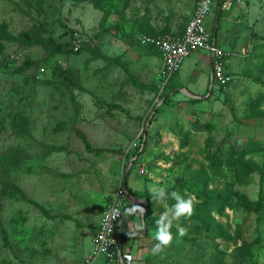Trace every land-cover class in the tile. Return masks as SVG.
Masks as SVG:
<instances>
[{"label":"rangeland","instance_id":"1","mask_svg":"<svg viewBox=\"0 0 264 264\" xmlns=\"http://www.w3.org/2000/svg\"><path fill=\"white\" fill-rule=\"evenodd\" d=\"M196 1L0 0V264L84 263L129 169L135 204L151 207L147 231L139 214L113 229L130 236L132 264H264V0L216 5L205 19L207 31L220 20L231 84L209 90L192 53L161 88L160 57L142 39L180 32ZM72 30L86 48L53 53L48 38L69 43ZM62 68L76 86L58 77ZM200 76L205 90L193 85ZM75 129L102 151L86 149ZM150 185L192 197L193 209L203 193L213 204L203 221L174 222L173 241L155 255L165 203Z\"/></svg>","mask_w":264,"mask_h":264},{"label":"built area","instance_id":"2","mask_svg":"<svg viewBox=\"0 0 264 264\" xmlns=\"http://www.w3.org/2000/svg\"><path fill=\"white\" fill-rule=\"evenodd\" d=\"M243 0H197L191 16L189 17L183 32L180 35H164L160 37H146L142 44L154 47L160 57L162 70L159 78L162 87L169 78L177 73L183 61L192 53H206L210 64V86L214 84L225 86L232 80V76L225 69V52L216 43V38H211V31L205 28V19L211 9L219 5L220 10L229 9L234 3H241ZM75 32L71 39L73 51H78L82 38ZM43 68L40 69L43 72ZM211 88V89H210ZM135 198L128 194L124 186H119L112 195L110 202L103 210L92 238V251L89 257L82 264H91L97 257H103L109 264H132L134 257L130 248L123 245L121 236H115L113 229L115 225L125 217L134 218L142 215L136 211H126L135 204ZM119 209L120 214L115 215L114 210Z\"/></svg>","mask_w":264,"mask_h":264},{"label":"trees","instance_id":"3","mask_svg":"<svg viewBox=\"0 0 264 264\" xmlns=\"http://www.w3.org/2000/svg\"><path fill=\"white\" fill-rule=\"evenodd\" d=\"M92 2L96 1L98 2V0H90ZM219 3L217 5V7H219ZM216 7V8H217ZM221 16V15H220ZM188 21V20H187ZM218 21V22H217ZM219 21L217 17H214V23H212V30H211V38H216L217 40V33L219 31ZM187 23V22H186ZM186 25V24H185ZM185 27V26H184ZM183 27V29H184ZM183 29L180 31V32H177V33H173V34H170V35H180L182 32H183ZM77 32V31H74L72 30L70 32V36H71V39L73 37V34ZM47 43L52 47V52L55 53V54H73V53H79L81 52L83 49L86 48L87 46V43H88V40L87 38L85 37V39H82L81 41V45H80V48L78 49V51H73V47H72V44H71V41L69 43H62V44H57L54 42L53 39L51 38H48V41ZM150 47V49L152 51H156L157 50L148 45ZM158 54V52H157ZM159 55V54H158ZM97 56V55H95ZM101 56V55H99ZM225 59V57H224ZM226 69V68H225ZM58 77H60V79L65 83V84H68V85H74L76 86V80L73 79L69 74L68 72L66 71L65 68H62V69H59L58 70ZM227 71V70H226ZM228 72V71H227ZM230 74V72H228ZM231 75V74H230ZM233 79V78H232ZM232 80L227 83L225 86H217V90H222L224 88H226L229 84H231ZM166 85V84H165ZM215 85V84H214ZM214 87V86H213ZM163 91V90H162ZM169 101V99H166L164 102L167 103ZM150 125V123L147 124L146 126V129L142 132V136H143V141H142V146L145 147L146 143H147V140H148V126ZM193 128H198L200 125L198 124V122L196 121V123H194L193 125ZM74 133L77 134V136L81 139V141L84 143L86 149H88L89 151H92V152H100L102 151V149H99V148H93L91 147L87 141H86V138L84 136L83 133H81L80 131L78 130H74ZM232 157V155L229 156L228 160ZM216 165H219L221 164L220 160L219 159H216L215 161H213ZM133 166V164L131 165ZM130 170V169H129ZM126 171V173L123 175V181L121 182V186H124L127 191H128V194L133 197V198H136V192L133 191L130 187H128V183H127V179H128V176L130 175V171ZM204 179H205V176L202 172L200 173H197V177L195 178V182L197 181V185L199 187L200 190H203L205 188V184H204ZM204 184V185H203ZM203 197H206V200L202 201L198 206H196V209H193V212H192V215L188 218H184L185 221H189V220H199V221H203L205 218V216L207 215L208 213V209L213 205V204H210V201L208 200V196L210 197V195H207L205 193L202 194ZM228 199L225 197V200ZM221 202L223 201V198L221 197L220 198ZM230 200V199H228ZM260 205V203H258ZM140 207L143 208V213H142V223L144 225V229L147 231L149 229V227L151 226V221H150V210H151V207L148 204H146L145 206H142L140 205ZM219 208V207H218ZM205 213V215H204ZM204 215V217H203ZM133 237V236H132ZM131 237V238H132ZM128 238H130V236H128V233H124L122 236H121V241L122 242H125L128 240Z\"/></svg>","mask_w":264,"mask_h":264},{"label":"clouds","instance_id":"4","mask_svg":"<svg viewBox=\"0 0 264 264\" xmlns=\"http://www.w3.org/2000/svg\"><path fill=\"white\" fill-rule=\"evenodd\" d=\"M148 191L151 198L154 201L164 202L165 210L159 215V218L155 221L156 229L152 233V238L156 241L151 248L152 254L161 253L167 246L173 241V233L171 231L174 226V222H177L181 217L188 218L193 212V198H185L180 194V192L175 190H169L167 185L156 186L150 185ZM171 199L174 203L169 206L167 200ZM139 209L143 213V208L140 206H134L131 209H126V211H136ZM115 215H119V209L114 210ZM144 225H139V230L142 232ZM186 229L182 226L177 225V235L184 236Z\"/></svg>","mask_w":264,"mask_h":264},{"label":"crops","instance_id":"5","mask_svg":"<svg viewBox=\"0 0 264 264\" xmlns=\"http://www.w3.org/2000/svg\"><path fill=\"white\" fill-rule=\"evenodd\" d=\"M232 7V6H231ZM230 7V8H231ZM228 9H226V10H221V12H223V11H227ZM225 14V13H224ZM218 34V33H217ZM220 47V46H219ZM196 54H194L195 56H194V58L192 59V62L191 61H189L188 59H187V61L186 62H184L183 61V63H182V66L184 67H189L188 66V63L189 62H191V65H193V64H195V62H197V60L199 59V57L201 56L202 58L201 59H199V60H202V64H203V68H202V72H204V71H207V72H209V75H208V79L210 80V72H211V70H210V64H209V60H208V58H207V55H206V53H202V52H195ZM200 55V56H199ZM190 57V56H189ZM188 57V58H189ZM161 61V60H160ZM201 62V61H200ZM190 65V66H191ZM161 66H162V63H161ZM182 66H181V68L180 69H182ZM193 66H195V65H193ZM184 69V68H183ZM198 81H200V84H198V83H196V82H198ZM205 82H206V79H205V81H201V76L199 77V78H197V80H195L194 81V83H193V85L195 86V85H199L201 88H204V90H205ZM207 87H208V84H207ZM207 87H206V89H207ZM186 91V90H185ZM189 95H191V96H193L192 94H191V92H187ZM135 200V199H134ZM128 231V230H127ZM126 231V232H127Z\"/></svg>","mask_w":264,"mask_h":264},{"label":"water","instance_id":"6","mask_svg":"<svg viewBox=\"0 0 264 264\" xmlns=\"http://www.w3.org/2000/svg\"><path fill=\"white\" fill-rule=\"evenodd\" d=\"M211 89V88H210ZM142 218H143V216H142Z\"/></svg>","mask_w":264,"mask_h":264}]
</instances>
